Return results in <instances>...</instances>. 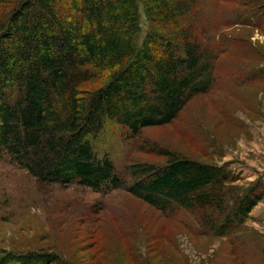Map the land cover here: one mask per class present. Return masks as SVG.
<instances>
[{
    "label": "trees",
    "instance_id": "obj_1",
    "mask_svg": "<svg viewBox=\"0 0 264 264\" xmlns=\"http://www.w3.org/2000/svg\"><path fill=\"white\" fill-rule=\"evenodd\" d=\"M193 4L0 0V155L40 185L123 187L163 214L197 215L202 234L236 233L264 197L263 182L237 192L230 204L227 184L240 175L228 163L153 147L166 163L131 165L127 183L96 145L105 124L137 137L144 127L171 123L211 90L220 52L201 35ZM254 73L264 76V67ZM101 76L97 88L81 87ZM0 264L70 263L55 251L28 250L0 251Z\"/></svg>",
    "mask_w": 264,
    "mask_h": 264
},
{
    "label": "rangeland",
    "instance_id": "obj_2",
    "mask_svg": "<svg viewBox=\"0 0 264 264\" xmlns=\"http://www.w3.org/2000/svg\"><path fill=\"white\" fill-rule=\"evenodd\" d=\"M193 1L201 35L220 52L211 90L171 123L144 127L137 137L105 124L96 145L127 183L131 165L166 163L153 147L228 163L240 175L227 184L231 204L234 194L264 182V173L254 178V166L264 168V76L254 73L264 67V0ZM97 78L81 87L97 88L105 81ZM252 215L236 233L202 234L197 215L185 210L163 214L123 187L40 185L0 155V251H55L70 264H264V217Z\"/></svg>",
    "mask_w": 264,
    "mask_h": 264
},
{
    "label": "crops",
    "instance_id": "obj_3",
    "mask_svg": "<svg viewBox=\"0 0 264 264\" xmlns=\"http://www.w3.org/2000/svg\"><path fill=\"white\" fill-rule=\"evenodd\" d=\"M256 164L257 163H255L254 165H256ZM254 170L256 171L255 174H254V178L257 177L258 173L259 174H263L264 173V168H261V166H260V169H258L257 167L254 166ZM263 201H264V197L253 207V210H254L253 215H252V213H250L252 216L258 217L259 219L264 217V206H263V203H262Z\"/></svg>",
    "mask_w": 264,
    "mask_h": 264
}]
</instances>
